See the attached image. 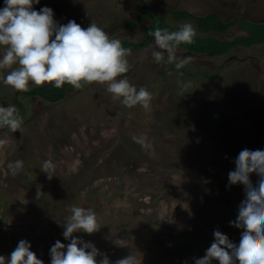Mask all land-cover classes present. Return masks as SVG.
<instances>
[{
  "label": "rangeland",
  "instance_id": "obj_1",
  "mask_svg": "<svg viewBox=\"0 0 264 264\" xmlns=\"http://www.w3.org/2000/svg\"><path fill=\"white\" fill-rule=\"evenodd\" d=\"M33 7L52 9L59 24L74 20L87 28L95 20L112 38L133 43L143 42L145 27L160 17L175 30L191 23L203 38L247 35L238 25L225 33H203L195 19L176 20L175 11L264 23V0H40ZM145 9L155 18L123 28ZM149 38L142 48H130L132 67L125 75L137 89L152 93L151 113L125 107L100 84L70 88L64 100L51 103L0 81V106H15L24 121L14 133L0 128V139L8 141L0 147V256L9 258L26 240L51 264L54 243H69L63 222L72 206L96 212L100 231L73 235L112 262L133 253L142 264H193L214 242L216 229L239 244L241 230L229 222L244 190L228 187V173L242 149L264 150V44L222 57L186 55L179 47L177 59L191 60L177 70L175 63L155 62ZM140 134L150 139V150L133 141ZM15 160L23 161V169L12 176L7 164ZM46 160L55 164L51 178L42 171ZM251 179L255 184V174ZM115 239L127 246H115Z\"/></svg>",
  "mask_w": 264,
  "mask_h": 264
},
{
  "label": "clouds",
  "instance_id": "obj_2",
  "mask_svg": "<svg viewBox=\"0 0 264 264\" xmlns=\"http://www.w3.org/2000/svg\"><path fill=\"white\" fill-rule=\"evenodd\" d=\"M40 0H4L0 9V81L16 92H28L30 87L52 85L61 89L69 85L81 90L85 85L100 84L106 87L114 100L125 107H141L151 113L153 95L145 87L133 86L126 77L132 67L129 62L131 49L125 48L120 39L112 38L93 20L87 28L74 20L59 24L53 10L43 7L36 11L34 4ZM150 35L153 38L151 57L156 63H175L180 70L190 62L191 57L177 59L181 44H193L197 31L191 23L182 24L178 30L156 27ZM186 91L191 82L182 85ZM24 121L15 106H0V128L17 132ZM133 141L144 151L153 145L145 134L133 136ZM8 143L0 139V147ZM235 168L228 173V187L243 186L244 199L238 206L231 227L241 230L237 245L222 233L214 230V242L206 249L203 257H193V264H264V150L242 149L233 161ZM9 174L17 175L23 169V161L7 164ZM42 171L49 178L55 172V164L46 160ZM257 180L253 183L251 177ZM210 183V181H206ZM42 193L37 191L39 198ZM63 222V237L67 245L57 240L50 248L51 264H142L135 254H129L112 262L107 254L101 253L91 242L76 238L73 234L88 235L100 231L102 225L97 214L90 208L72 206ZM117 247L127 246L124 239L113 241ZM31 244L20 240L9 258L0 256V264H44L31 250ZM97 257H102L99 261ZM187 264V261H185Z\"/></svg>",
  "mask_w": 264,
  "mask_h": 264
},
{
  "label": "trees",
  "instance_id": "obj_3",
  "mask_svg": "<svg viewBox=\"0 0 264 264\" xmlns=\"http://www.w3.org/2000/svg\"><path fill=\"white\" fill-rule=\"evenodd\" d=\"M147 6H149L147 4ZM176 20H188L195 19L197 27L203 33H208L211 31L225 33L229 31L232 27L238 25L240 32H246L247 35H240L230 41H220L215 38H203L198 33L193 44H181L179 47L186 49L193 54H204L210 57H222L232 50L238 47H252L255 45L264 44V23H253L250 21L243 20L242 23L237 20L230 22H223L216 14L207 15L204 17H194L192 14L186 11L172 12L171 13ZM147 17L151 19L155 18L151 15L147 9L143 10L136 20H130L123 25L124 29L130 30L136 28L140 23ZM159 18V17H158ZM239 23V24H237ZM245 23V24H243ZM167 28L169 31H175L173 27H170L164 22L163 17L159 19H153L151 25L145 27V40L141 43H133L131 41L125 40L122 45L125 48H131L132 50L142 48L147 42H149L150 33L156 28ZM206 77L208 75L206 74ZM85 85L82 89H84ZM71 86L64 85L61 89H55L52 85L38 86L28 92H23V95L29 97H38L46 102L57 103L64 100L67 97L68 91ZM21 106L19 103H17ZM234 219L237 216L238 207H235ZM236 229V228H234ZM238 230V229H236ZM188 234V233H186ZM235 238V237H234Z\"/></svg>",
  "mask_w": 264,
  "mask_h": 264
},
{
  "label": "water",
  "instance_id": "obj_4",
  "mask_svg": "<svg viewBox=\"0 0 264 264\" xmlns=\"http://www.w3.org/2000/svg\"><path fill=\"white\" fill-rule=\"evenodd\" d=\"M186 54H187V55H190V54H192V53H190V52H187Z\"/></svg>",
  "mask_w": 264,
  "mask_h": 264
},
{
  "label": "crops",
  "instance_id": "obj_5",
  "mask_svg": "<svg viewBox=\"0 0 264 264\" xmlns=\"http://www.w3.org/2000/svg\"><path fill=\"white\" fill-rule=\"evenodd\" d=\"M187 52H189V51H186V53H187ZM190 53H192V52H190ZM192 54H193V53H192ZM186 55H187V54H186Z\"/></svg>",
  "mask_w": 264,
  "mask_h": 264
}]
</instances>
